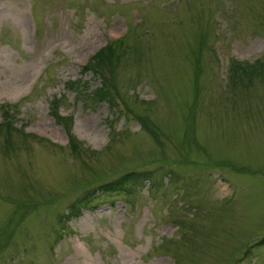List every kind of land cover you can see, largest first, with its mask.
<instances>
[{"label":"rangeland","instance_id":"374dc122","mask_svg":"<svg viewBox=\"0 0 264 264\" xmlns=\"http://www.w3.org/2000/svg\"><path fill=\"white\" fill-rule=\"evenodd\" d=\"M261 59L264 0H0V264H264Z\"/></svg>","mask_w":264,"mask_h":264},{"label":"trees","instance_id":"16d2710c","mask_svg":"<svg viewBox=\"0 0 264 264\" xmlns=\"http://www.w3.org/2000/svg\"><path fill=\"white\" fill-rule=\"evenodd\" d=\"M113 42V41H111ZM116 42V41H114ZM117 43V42H116ZM116 43H109L106 46L100 48L93 54L88 61L83 65L82 72L85 73L87 71H92V74L96 77H103L106 75H110L112 72V69L117 62L116 59L118 57V52L115 50V44ZM114 47H113V46ZM257 76H264V59L258 60L253 64L249 65H240V64H232L230 66V74L229 78L231 79L232 83H237L243 81V79L250 80V77H253L254 75ZM243 84V83H241ZM109 87L107 86V83L103 82L101 85L92 92V96L102 101L108 97H110L109 94ZM57 103L58 99H55V101L51 103V112L52 115L59 121H64V124H67L70 122L71 118L69 116H62L59 114L57 110ZM3 119L4 122H1L0 128L6 126L7 129H10L9 118L4 115L8 113L7 109H3ZM9 133V132H8ZM70 133V131H69ZM74 137L70 134V141L72 148L75 150L76 142L72 141ZM7 140V139H6ZM73 142V143H72ZM145 175L144 172H126L123 175L105 183L103 186H101V190L105 192L110 191H118L125 188V186L129 183L134 184V180L136 178H142ZM144 179V178H143ZM91 192L85 194V196L79 200V203H75L74 205H71V212L69 217H77L81 213V209H79V205L83 204L84 206L86 203L84 202V199H88L87 197H90ZM79 207V208H78Z\"/></svg>","mask_w":264,"mask_h":264}]
</instances>
